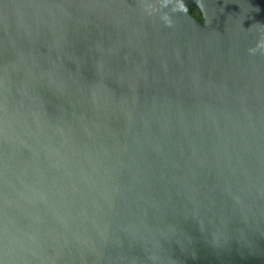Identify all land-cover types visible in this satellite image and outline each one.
<instances>
[{
  "label": "water",
  "instance_id": "1",
  "mask_svg": "<svg viewBox=\"0 0 264 264\" xmlns=\"http://www.w3.org/2000/svg\"><path fill=\"white\" fill-rule=\"evenodd\" d=\"M0 264H264V0H0Z\"/></svg>",
  "mask_w": 264,
  "mask_h": 264
},
{
  "label": "trees",
  "instance_id": "2",
  "mask_svg": "<svg viewBox=\"0 0 264 264\" xmlns=\"http://www.w3.org/2000/svg\"><path fill=\"white\" fill-rule=\"evenodd\" d=\"M191 13H192L193 16L197 17V18L200 19L201 21H204L202 11L200 10L199 7H197V6H192V7H191Z\"/></svg>",
  "mask_w": 264,
  "mask_h": 264
},
{
  "label": "clouds",
  "instance_id": "3",
  "mask_svg": "<svg viewBox=\"0 0 264 264\" xmlns=\"http://www.w3.org/2000/svg\"><path fill=\"white\" fill-rule=\"evenodd\" d=\"M254 51V50H253Z\"/></svg>",
  "mask_w": 264,
  "mask_h": 264
}]
</instances>
